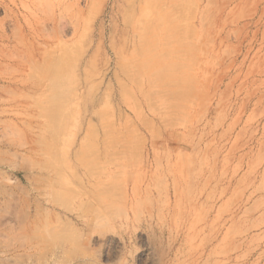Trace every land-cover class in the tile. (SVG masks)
I'll list each match as a JSON object with an SVG mask.
<instances>
[{
    "label": "rangeland",
    "instance_id": "rangeland-1",
    "mask_svg": "<svg viewBox=\"0 0 264 264\" xmlns=\"http://www.w3.org/2000/svg\"><path fill=\"white\" fill-rule=\"evenodd\" d=\"M122 262L264 264V0H0V264Z\"/></svg>",
    "mask_w": 264,
    "mask_h": 264
},
{
    "label": "bare ground",
    "instance_id": "bare-ground-1",
    "mask_svg": "<svg viewBox=\"0 0 264 264\" xmlns=\"http://www.w3.org/2000/svg\"><path fill=\"white\" fill-rule=\"evenodd\" d=\"M176 8H177V7H176ZM48 9H49V8H48ZM59 17H60V16H59ZM48 19H51V16H50V18H48ZM55 19H56V18H55ZM55 19H52L53 24H56V23H55V22H56ZM60 19H61V18H60ZM61 21H63V20H61ZM58 25H59V24H58ZM76 25H77V24H76ZM40 27H41V26H40ZM40 27H39V28H40ZM48 29H49V28H48ZM39 30H40V29H39ZM63 36H64V35H63ZM20 39H21V38H20ZM35 41H36V40H35ZM47 46H48V45H47ZM35 50H36V49H35ZM31 51H32V50H31ZM33 51H34V50H33ZM36 51H37V50H36ZM39 52H41V51H39ZM33 53H35V52H33ZM36 54H38V52H36ZM14 55H15V54H14ZM14 55H13V56H14ZM38 55H39V54H38ZM8 56H9V55H8ZM13 56H12V57H13ZM16 56H17V55H15L14 57H16ZM34 56H35V55H34ZM38 57H39V56H38ZM16 58H17V57H16ZM36 58H37V57H36ZM25 61H26V59H25ZM31 61H32V59H31ZM44 61H45V60H44ZM26 62H27V61H26ZM28 63H29V62H28ZM30 63L33 64V62H30ZM36 63H37V62H36ZM39 63H40V62H39ZM33 65H34V64H33ZM25 66H26V65H25ZM15 67H16V66H15ZM35 67H36V66H35ZM39 68H40V67H39ZM9 70H10V69H9ZM14 70H15V69H14ZM23 70H24V69H23ZM32 70H33V69H32ZM16 71H17V70H16ZM64 71H65V70H64ZM61 75H62V74H61ZM61 75H60V76H61ZM22 78H23V77H22ZM22 78H21V79H22ZM60 78H61V77H60ZM56 80H57V79H56ZM58 80H59V79H58ZM13 82H14L13 80H12V81H9V83H11V84H12ZM17 82H18V81H17ZM15 84H16V83H15ZM57 84H59V83H57ZM13 85H14V84H13ZM54 93H55V92H54ZM56 93H57V92H56ZM56 93H55V95L58 94V93H57V94H56ZM59 94H61V92H60ZM50 96H51V95H50ZM51 97H52V96H51ZM59 99H60V98H59ZM49 101H50V99H49ZM49 101H48V102H49ZM59 103H60V102H59ZM17 105H18V103H17ZM55 106H56V105H55ZM53 107H54V106H53ZM60 108H62V107H60ZM58 109H59V108H58ZM58 109H57V110H58ZM52 110H53V109H52ZM52 114H53V111H52L51 115H52ZM55 116H56V115H55ZM58 116H59V115H58ZM58 116H57V117H58ZM56 119H58V118H56ZM82 147H83V146H82ZM95 152H96V151H95ZM87 153H88V152H87ZM93 154H94V153H93ZM116 154H118V153H116ZM81 155H82V154H81ZM71 156H72V155H71ZM96 157H97V156H96ZM96 157H95V158H96ZM150 157H151V156H150ZM72 161H73V160H72ZM102 162H103V161H102ZM113 164H114V163H113ZM78 165H79V164H78ZM117 166H118V165H117ZM145 166H146V165H145ZM125 167H126V166H125ZM198 167H199V165H198ZM100 168H101V167H100ZM96 169H97V168H96ZM142 169H143V168H142ZM123 170H124V169H123ZM79 172H80V171H79ZM114 172H115V171H114ZM103 173H104V172H103ZM197 174H198V173H197ZM74 175H75V174H74ZM105 175H106V174H105ZM86 176H87V175H86ZM105 177H106V176H105ZM95 178H96V177H95ZM107 179H108V178H107ZM107 179H106V180H107ZM108 180H109V179H108ZM110 181H112V178H111ZM136 181H137V180H136ZM105 182H106V181H105ZM107 182H108V181H107ZM56 183H57V182H56ZM56 183H55V185H57ZM87 183H88V182H87ZM101 183H103V182H101ZM81 184H82V183H81ZM81 184H79V185H81ZM92 184H93V183H92ZM92 184H91V185H92ZM91 185H90V186H91ZM97 185H99V183H98ZM97 185H96V187H97ZM102 185H103V184H102ZM82 186H84V185H82ZM103 186H104V185H103ZM105 186H106V187H104V188H107V185H105ZM84 187H85V186H84ZM100 187H101V186H100ZM134 187H135V186H134ZM211 187H212V186H211ZM85 188H86V187H85ZM85 188H84V189H85ZM91 188L94 189L95 187L91 186ZM108 188L111 189V187H109V186H108ZM108 188H107V189H108ZM95 189H96V188H95ZM110 189H109V190H110ZM124 189H125V188H124ZM88 190H89V189H88ZM90 190H91V189H90ZM90 190H89V192L91 193ZM98 190H99V189H98ZM100 190H104V191H102V192L107 193L106 196L111 195V193H110L111 191H109V190H108L109 192L106 191V190L103 189V188H101ZM111 190H112V189H111ZM133 190H134V189H133ZM133 190H132V191H133ZM207 190H208V189H207ZM63 191H64V190H63ZM85 191H86V189H85ZM89 192H88V193H89ZM98 192H99V191H98ZM129 192H130V191H129ZM133 192H134V191H133ZM88 193H87V194H88ZM90 193H89V194H90ZM92 193H93V192H92ZM95 193H97V191H96ZM114 193H115V192H114ZM125 193H126V192H125ZM137 193H138V192H137ZM137 193H136V195H137ZM100 194H101V193H100ZM108 194H109V195H108ZM120 194H121V193H120ZM120 194H118V195H120ZM90 195H91V194H90ZM98 195H99V193H98ZM114 195H115V194H114ZM116 195H117V194H116ZM126 195L128 196V194H126ZM207 195H208V193H207ZM68 196H69V194H68ZM72 196H73V195H72ZM91 196H92V195H91ZM103 196L105 197V195H103ZM111 196H113V195H111ZM134 196H135V195H134ZM74 197H75V196H74ZM74 197H73V198H74ZM99 197H100V196H99ZM101 197H102V195H101ZM124 197H125V196H123V197H121V198L123 199ZM89 198H90V197H89ZM91 198H92V197H91ZM102 198H103V197H102ZM107 198L109 199L110 197H107ZM85 199H86V198H85ZM92 199H93V198H92ZM98 199H99V198H98ZM98 199H97V200H98ZM122 199H121V200H122ZM127 199H129V198H127ZM68 200H69V199H68ZM94 200H96V198H94ZM97 200H96V201H97ZM133 200H134V199H133ZM69 201H70V200H69ZM89 201H90V200H89ZM89 201H87V202H89ZM123 201L125 202V198H124ZM129 201H130V199H129ZM131 201H132V200H131ZM131 201H130V203H131ZM202 201H203V200H202ZM206 201H207V200H206ZM208 201H210V200H208ZM63 202H64V201H63ZM111 202H112V200H111ZM68 203H69V202H68ZM84 203H85V202H84ZM84 203H83V205L85 206L86 203H85V204H84ZM107 203H108V202H107ZM127 203H128V202H127ZM130 203H128V205H129ZM63 204H64V203H63ZM64 205H66V204H64ZM81 205H82V203H81ZM86 205H87V204H86ZM91 205L93 206V205H95V204H91ZM104 205H105V204H104ZM133 205H134V204H133ZM69 206H71V205H69ZM129 206H131V205H129ZM124 207H125V206H124ZM71 208H72V207H71ZM76 208H77V207H76ZM80 208H81V207H80ZM82 208H85V207H82ZM129 208H130V207H129ZM74 209H75V208H74ZM102 210H103V209H102ZM68 211H69V210H68ZM68 211H67V212H68ZM83 211L86 212L85 209H83ZM81 212H82V211H81ZM85 212H84V213H85ZM112 212H113V210H112ZM76 213H78V212H76ZM96 213H97V212H96ZM99 213H100V212H99ZM108 213H109V212H108ZM71 214H72V213H71ZM74 214H75V213H74ZM80 215H81V214H80ZM85 215H87V214H85ZM87 216H88V215H87ZM94 216H95V215H94ZM76 217H77V216H76ZM97 217H98V216H97ZM109 217H110V216H109ZM68 218H69V217H68ZM68 218H67V219H68ZM79 218H80V217H78V219H79ZM89 218H90V217H89ZM67 219H66V220H67ZM69 221H71V220H69ZM71 222H72V221H71ZM71 222H69V223H71ZM65 223H66V222H65ZM69 223H68L67 226H69ZM105 224H106V223H105ZM78 225H79V224H78ZM86 225H88V224L86 223ZM65 226H66V224H65ZM69 227H70V226H69ZM69 227H68V228H69ZM61 228H62V229L64 228V229H63L64 231H62V234L65 235V232H67L68 229L65 230V227H61ZM81 228H82V227H81ZM81 228H80V229H81ZM47 229H48V228H47ZM59 229H60V228H59ZM69 229H71V228H69ZM76 229H77V228H76ZM37 230H38V229H37ZM83 230H84V229H83ZM30 231H32V230H30ZM34 231H35V230H34ZM49 231H50V230H49ZM49 231H48V233H49ZM68 231H69L70 233L67 232V233H68V234H67L68 236L66 235L65 237H64V235H62V234L60 233L61 230H60L59 232H56V234H58L57 236H59V238L57 237V238L59 239V242H60L59 244H62V243L64 244V243H65V242L62 241V239H63V240H64V238L66 239V237H69V235L72 236V235H71V231H70V230H68ZM79 231H80V230H79ZM52 232H54V231H52ZM52 232L50 231V233H52ZM72 232H73V230H72ZM77 232H78V231H77ZM148 232H149V231H148ZM154 232H155V231H154ZM54 233H55V232H54ZM54 233H53V234H54ZM82 233H83V232H82ZM149 233H150V232H149ZM53 234H52V235H53ZM59 234H61V235H59ZM75 235H76V233L73 235V237H75ZM82 235H83V234H82ZM82 235H80V236L82 237ZM50 236H51V235H50ZM60 236H61V237H64V238L61 239ZM76 236H77V235H76ZM78 236H79V233H78ZM51 237H52V236H51ZM51 237H50V239H51ZM69 238H71V237H69ZM54 239H55V238H54ZM55 240H57V239H55ZM73 240H74V239H73ZM77 240H78V239H77ZM81 240H82V239H81ZM61 241H62V243H61ZM64 241H66V243L69 244L67 240H64ZM69 242H70V240H69ZM70 243H71V242H70ZM67 244H66V246H67ZM74 245H75V244H74ZM77 245H78V243H77ZM91 245H92V244H91ZM120 245H121V244H120ZM60 246H61V248H62V250H63V246H62V245H60ZM77 247H78V246H77ZM61 248H60V249H61ZM64 248H65V247H64ZM78 248H79V247H78ZM81 248H82V247H81ZM81 248H80V249H81ZM86 248H87V247H86ZM182 248H183V247H182ZM75 249H76V248H75ZM89 249H91V248L89 247ZM187 249H188V248H187ZM64 251H65V250H64ZM64 251H63V254L65 253ZM207 251H208V250H207ZM212 251H213V250H212ZM60 252H61V251H60ZM87 252H88V251H87ZM90 253H91V252L89 251V254H90ZM83 254H84V253H83ZM85 254H86V253H85ZM89 254H88V255H89ZM198 254H199V253H198ZM60 257H61V256H60ZM82 257H83V256H82ZM89 257H90V256H89ZM177 257H178V256H177ZM184 258H185V257H184ZM100 263H101V262H100ZM169 263H170V262H169ZM122 264H124V262H122Z\"/></svg>",
    "mask_w": 264,
    "mask_h": 264
}]
</instances>
